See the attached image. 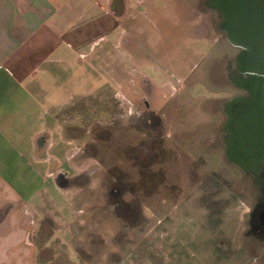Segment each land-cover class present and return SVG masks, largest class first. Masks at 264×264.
<instances>
[{"label": "rangeland", "instance_id": "rangeland-1", "mask_svg": "<svg viewBox=\"0 0 264 264\" xmlns=\"http://www.w3.org/2000/svg\"><path fill=\"white\" fill-rule=\"evenodd\" d=\"M228 1H157L170 13L130 21L134 0H110L122 29L144 27L135 42L146 55L141 72L151 77L152 96L167 99L145 100L146 110V85L134 87L126 73L114 84L106 74L113 59L122 70L134 67L128 33L121 52L114 32L86 59L94 74L65 82L72 104L63 126L73 150L69 162L54 163V181L39 198V258L29 264H264L261 239L244 236L254 186L219 140L224 105L243 94L234 84L237 51L220 28ZM133 89L143 99L136 108ZM143 111L157 128L145 126ZM59 145L56 138L54 151Z\"/></svg>", "mask_w": 264, "mask_h": 264}, {"label": "crops", "instance_id": "crops-1", "mask_svg": "<svg viewBox=\"0 0 264 264\" xmlns=\"http://www.w3.org/2000/svg\"><path fill=\"white\" fill-rule=\"evenodd\" d=\"M157 1L167 0H134L128 19L146 21L151 14L170 13L160 11L167 6L158 7ZM109 5L110 0H0V264H29L39 258L33 239L39 232V198L44 186L54 181L50 172L54 163L69 162L73 150L71 129L67 132L63 126L69 125L65 108L72 104L65 82L82 81L87 71L94 74L84 62L114 32L119 52L121 36L132 31L145 34L135 22L122 29L121 16ZM114 60L105 66L114 84L121 83L124 73L132 74L134 87L139 78L151 80L141 72L145 57L140 64L135 58L130 71Z\"/></svg>", "mask_w": 264, "mask_h": 264}, {"label": "flooded vegetation", "instance_id": "flooded-vegetation-1", "mask_svg": "<svg viewBox=\"0 0 264 264\" xmlns=\"http://www.w3.org/2000/svg\"><path fill=\"white\" fill-rule=\"evenodd\" d=\"M220 28L225 33L230 47H233L237 51L236 63L239 66V75L234 78V84L242 90L243 94L231 99L227 105H224L222 113L223 121L220 125L222 132L219 140L223 145L225 159L237 167L240 175L244 179L251 181L254 186L252 206L244 223V236L259 238L261 239V243L264 244V70L252 69L241 63V57L248 54L250 50L231 41L224 15L222 16ZM128 36L129 38L127 37L125 39L130 44L129 52L132 50L136 59L143 58L142 53L138 52L139 55H137L138 50L135 42L137 40L136 36L138 35L131 33ZM158 52L161 54L160 51ZM148 56L152 59H157L154 61L156 65H161V61L156 57L157 55L150 56L148 54ZM194 68L193 65L192 70ZM139 81L143 85H146V91L142 95L146 110L149 108V104L145 100L167 99V96L163 93L159 94L157 98L152 96L150 79H142ZM137 94L129 93L128 98L132 102L130 104L132 108H136L137 104L135 101L141 98ZM240 104L243 105V111H239L240 113L238 115L236 110L240 109L238 106ZM151 114V116H155V114ZM237 116H240V118L237 119ZM141 119V121L144 120L145 126L146 124H150V126L156 128L159 126L157 122L151 124L152 119L144 111L142 112Z\"/></svg>", "mask_w": 264, "mask_h": 264}, {"label": "water", "instance_id": "water-1", "mask_svg": "<svg viewBox=\"0 0 264 264\" xmlns=\"http://www.w3.org/2000/svg\"><path fill=\"white\" fill-rule=\"evenodd\" d=\"M224 17L231 41L250 50L241 63L264 70V0H230Z\"/></svg>", "mask_w": 264, "mask_h": 264}]
</instances>
